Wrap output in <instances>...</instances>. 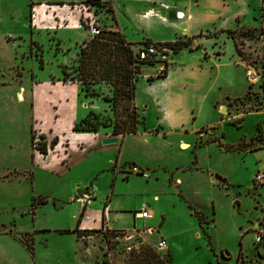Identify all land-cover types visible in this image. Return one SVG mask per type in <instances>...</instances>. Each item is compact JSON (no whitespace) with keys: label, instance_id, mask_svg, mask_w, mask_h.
Segmentation results:
<instances>
[{"label":"rangeland","instance_id":"rangeland-1","mask_svg":"<svg viewBox=\"0 0 264 264\" xmlns=\"http://www.w3.org/2000/svg\"><path fill=\"white\" fill-rule=\"evenodd\" d=\"M67 2L0 0V264H255L254 225L264 226V182L253 183L264 173V0H162L160 19L149 23L126 18L152 4L111 1L118 22L158 42L183 35V22L169 23L184 20L173 10L188 2L193 14L222 2L215 26L230 28L189 34L197 48L171 54L163 78H155L156 65H144L119 107V117L134 107L138 132L111 144L101 139L111 127L71 133L88 112L105 125L114 116L109 103L58 78L89 39L81 23L112 21ZM93 89L111 95L109 86ZM159 123L165 134L153 131ZM31 133L34 144L45 138V155L31 147ZM86 188L94 195L83 225L98 228L106 204L108 227L122 234L81 240L64 232L75 229L82 208L72 199ZM140 211L150 217L134 216ZM159 240L166 249L158 257L134 253Z\"/></svg>","mask_w":264,"mask_h":264},{"label":"trees","instance_id":"trees-1","mask_svg":"<svg viewBox=\"0 0 264 264\" xmlns=\"http://www.w3.org/2000/svg\"><path fill=\"white\" fill-rule=\"evenodd\" d=\"M79 3H89L95 7V12L103 11L109 16V19H112V10L107 1L99 0H84ZM75 3L72 5H78ZM226 29L225 31H229ZM201 32L196 36H201ZM192 37L188 36H179L173 40L163 41V42H154V44L165 47L168 49L171 54L177 53L182 49L192 50L197 48V45H194L192 42ZM150 41L145 39L143 42ZM153 42V41H152ZM139 43V44H141ZM237 51V49H235ZM73 67L70 69L65 66L62 67L61 80L65 81H75L79 84L80 90L83 95L86 97H95L99 93L93 89L97 84H103L104 86H109L111 89L109 92L110 96L103 95L102 99L109 103V107L114 116V120L111 124L105 125L100 123L97 120V116L93 112H88L85 116L82 117L75 125H72L71 130L73 132H97L100 127L107 128L111 127V135H121L134 134L137 130L136 124V113L134 107H123V116L119 117V107L122 100L130 101L133 95V81L136 75L139 73V64L147 65L146 61L138 59L135 50L132 49L130 43H128L123 34L119 30L105 29L99 35L90 37L88 40L83 41L82 45H79L76 52V60ZM68 66V65H67ZM65 70H71L66 72ZM166 70L161 74H157L156 77L163 78L165 76ZM147 80H151L147 76ZM33 133L30 134V145L38 153L45 155L46 154V143L45 138L39 136L41 140L40 143H33ZM56 140L50 142L51 145L54 144ZM210 142L218 143V141L212 140ZM220 147V144H217ZM225 151H234L236 148L231 146L224 147ZM259 150L258 148L254 151ZM106 204H103L101 209L100 222L103 221V209L106 207ZM190 208L189 205H187ZM85 207H82L79 214V219L76 221L75 229L72 231H64L65 233H76L80 238L81 235L87 234L90 236L92 233H100L99 230H78L80 220L83 216V211ZM193 216L196 218L197 223L201 225L204 221V217L201 213L193 211ZM123 231H113L107 230L104 235L116 237L118 234H122ZM25 248L28 251L32 250V243L30 240H20ZM257 247L262 248V253L257 249ZM136 255H141L142 258H147L150 253H153L158 257L157 253L153 248L142 247L140 250L134 252ZM255 264H264V245L256 246L255 253L253 255ZM257 260V261H256ZM169 264V258L164 259V261L156 260L155 264Z\"/></svg>","mask_w":264,"mask_h":264},{"label":"crops","instance_id":"crops-1","mask_svg":"<svg viewBox=\"0 0 264 264\" xmlns=\"http://www.w3.org/2000/svg\"><path fill=\"white\" fill-rule=\"evenodd\" d=\"M65 1H70V2H67V5L69 6V8H71L72 7V4H74V2H72V1H76V0H65ZM78 1H84V0H78ZM99 1H107L108 3H109V5H110V8H111V10H112V19L110 20V21H112V22H110V23H107V29H111V30H119L122 34H123V36H124V38H125V40L128 42V43H130V46L131 47H133V45H135V46H138L139 45V43H141L142 41H144L145 39H149V40H151L150 38H148L147 36H145L144 37V34L142 33V34H138V33H133L132 32V30L131 29H127V26L126 25H124V24H122V23H120V22H118V17H117V15H116V13H115V10L113 9V5H112V3H111V1H113V0H99ZM114 1H116V0H114ZM121 1H137L139 4L141 3V4H152L153 6H149V7H147V8H142V11H143V13H141V14H139V13H134L133 14V17H130V18H126L128 21H133V19H135V21H137V20H139V21H144V22H146V23H149V22H151V20L153 19V17H161L160 15H159V12H158V4H159V1H162V0H121ZM187 1H190V0H187ZM206 1H214V0H206ZM215 1H222V0H215ZM190 3L188 2L187 3V5H186V10H183V12H181L182 13V15L180 16L181 17V19H183L184 18V20L183 21H179V22H170L169 23V25L170 24H172V25H174V26H179L180 24H181V22H183V24H181L180 25V32H181V34H183V35H181V36H187V35H189V34H192V33H202V32H204L203 30H202V28H204V30L205 31H207V32H209V28L208 29H206L207 27H211V31H215V32H217V31H223V30H226V29H230L229 27H222V26H215V23H217V21L220 19V18H222L223 17V15H222V13L221 12H217L216 10H215V7L217 8V6H223L224 4L222 3V2H214L213 4L214 5H211V4H207L206 6H205V8H204V10H202L201 12L199 11V12H197V13H195V14H193V12H192V9H191V4L189 5ZM173 6L175 5V3H173L172 4ZM166 7V6H165ZM170 8V7H169ZM180 12V9L179 8H175L174 10H173V15H174V17H176V15H175V12ZM236 18V16H234V19ZM160 19V18H159ZM63 23H65V21L63 22ZM141 31V30H140ZM177 37H179V36H177ZM177 37H175V38H177ZM188 37H192V35H189ZM87 38V37H86ZM174 38V39H175ZM193 38H195V37H193ZM192 38V39H193ZM173 40V39H172ZM84 41V40H83ZM82 41V42H83ZM151 41H153V42H158V41H160V40H151ZM81 42V43H82ZM81 43L80 44H78V46L79 45H81ZM77 46V47H78ZM133 49V48H132ZM175 54V53H174ZM74 55H76V51H75V54ZM172 55H173V53H172ZM209 59V58H208ZM219 64V63H218ZM218 64L216 63L215 65L216 66H218ZM64 66H66V65H62V67H64ZM144 65H142L141 67H140V69L139 70H141V68L143 67ZM203 69V68H202ZM204 70V69H203ZM139 74V73H138ZM146 76H148V73H146L145 74ZM155 78H159V77H155ZM58 80L62 83V84H70V85H77L78 86V88L80 89V86H79V84L77 83V82H73V81H65V82H63L62 80H61V77L60 78H58ZM80 92L82 93V91L80 90ZM108 92V94H109V90L107 91ZM83 94V93H82ZM19 95H22L21 93H19ZM103 95H105V94H99L98 96H95V97H98L99 99H101V101L103 102V104L105 105V107H108V102L107 101H105L104 99H102V97H103ZM20 97V96H19ZM87 98H90V97H87ZM95 114H99V113H95ZM76 123V122H75ZM75 123H73V124H75ZM72 124V125H73ZM71 128H72V126H71ZM99 129H101V128H99ZM164 129H167V128H165L164 126H162L160 123L156 126V128L155 129H153V131L156 133V134H165L163 131H164ZM144 131H146L147 129H143ZM197 129H194V131H196ZM168 131H171V130H168ZM104 132V131H103ZM137 132H138V129L136 130V132L134 133V134H137ZM147 133H151L150 132V130L148 131H146ZM71 133H74L72 130H71ZM179 134H182L181 132H179ZM129 135H131V134H126V135H124V136H121V135H111L110 134V132H108V133H103V137L101 138V139H110V138H115L116 139V141H117V139L118 138H125V137H127V136H129ZM182 144H186L187 146H188V148L187 149H185V150H188L189 149V143L188 142H185V141H183V140H180L179 141V143H178V146H180L181 148H182ZM122 145H123V141L121 142V145H120V150H121V147H122ZM131 164H135L136 162L135 161H129ZM115 166H117V163H116V165ZM139 170V169H138ZM140 171V170H139ZM141 172V171H140ZM179 181V179H175V182L177 183ZM72 200H74V201H76L77 203H79L77 200H75V198L74 199H72ZM80 204V203H79ZM80 206H81V204H80ZM87 207V206H86ZM84 208V211H83V216H82V218H81V221H80V224H79V226H78V230H98L99 229V227H100V225H101V222L99 221V226H98V228L97 227H94V228H92V227H88V226H86V225H83V221H84V219L85 218H87L86 216V214H87V211H88V209L87 208ZM81 208H82V206H81ZM106 208H108V206H106ZM107 211H106V213H105V221H106V227H107V229L108 230H113V229H111V228H109L108 227V225H107ZM135 216V215H134ZM113 231H116V230H113Z\"/></svg>","mask_w":264,"mask_h":264},{"label":"built area","instance_id":"built-area-1","mask_svg":"<svg viewBox=\"0 0 264 264\" xmlns=\"http://www.w3.org/2000/svg\"><path fill=\"white\" fill-rule=\"evenodd\" d=\"M78 6L84 7L87 10H92L93 15H96L97 13L95 12V7L92 4L79 3ZM81 25L87 29V33H88L87 36H89V38L99 35L103 30L107 29V24L103 21L99 23L98 18L94 19V22H92L91 24L81 23ZM134 50L138 56V59L146 61L147 65H156L155 70L157 74H161L164 70H166L167 60H168V57L171 55V52L165 47H160L154 44V42L152 41L151 42L147 41V42H143L139 44ZM130 172L138 174L142 178H145V179L147 178V175L145 173H143L142 171L140 172L135 167L131 168ZM263 182H264V173L257 172L253 178V183L256 185H262ZM93 195H94V192L92 191V189L86 188L85 192L82 193L75 200H77L81 204L82 207H86L91 202ZM105 209L106 207L103 209V221L98 229L101 234H105L106 231L108 230L106 227V221L104 217ZM135 216L141 219H146L150 217L149 213L146 211L135 212ZM253 232H254V238H253L254 244L256 246H260V245L263 246L264 245V226L259 223L258 225L255 224ZM88 238H90V236H87V234L81 235L80 237L81 240H85ZM153 249L156 252L160 253L161 251L166 249V244L163 240H159L153 245Z\"/></svg>","mask_w":264,"mask_h":264},{"label":"water","instance_id":"water-1","mask_svg":"<svg viewBox=\"0 0 264 264\" xmlns=\"http://www.w3.org/2000/svg\"><path fill=\"white\" fill-rule=\"evenodd\" d=\"M181 15H182L181 12H177V16H181ZM111 143H116V139L115 138H110V139H106V140L102 141V144H111ZM215 181L220 183V184L224 183V180L222 178H220L219 176L215 177ZM77 193H79V191H77ZM222 255L226 257V255L228 256L229 254H222Z\"/></svg>","mask_w":264,"mask_h":264},{"label":"bare ground","instance_id":"bare-ground-1","mask_svg":"<svg viewBox=\"0 0 264 264\" xmlns=\"http://www.w3.org/2000/svg\"><path fill=\"white\" fill-rule=\"evenodd\" d=\"M20 97H22V95Z\"/></svg>","mask_w":264,"mask_h":264}]
</instances>
